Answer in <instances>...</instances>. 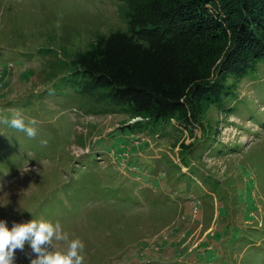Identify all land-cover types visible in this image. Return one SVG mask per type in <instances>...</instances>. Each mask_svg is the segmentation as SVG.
<instances>
[{"label":"rangeland","instance_id":"1","mask_svg":"<svg viewBox=\"0 0 264 264\" xmlns=\"http://www.w3.org/2000/svg\"><path fill=\"white\" fill-rule=\"evenodd\" d=\"M126 10L0 0V117L37 121L31 139L0 124V220L58 221L83 264H264V60L203 102L197 123L133 118L71 64L125 31ZM29 256L25 245L15 264Z\"/></svg>","mask_w":264,"mask_h":264},{"label":"trees","instance_id":"2","mask_svg":"<svg viewBox=\"0 0 264 264\" xmlns=\"http://www.w3.org/2000/svg\"><path fill=\"white\" fill-rule=\"evenodd\" d=\"M125 2L126 30L95 37L71 64L133 118L197 123L203 102L264 60V0Z\"/></svg>","mask_w":264,"mask_h":264},{"label":"clouds","instance_id":"3","mask_svg":"<svg viewBox=\"0 0 264 264\" xmlns=\"http://www.w3.org/2000/svg\"><path fill=\"white\" fill-rule=\"evenodd\" d=\"M35 119H28L19 112L14 111L11 118L0 117V124H4L16 131L23 132L28 138H35L37 130L34 125ZM43 146L47 145L42 140ZM66 241L67 251H55L53 240ZM25 245L31 249L32 256H29L30 264H83L84 257L81 255L84 249L79 239H68V234L62 232L60 223L55 224L49 221L31 220L28 223H13L11 229L7 222L0 220V264H15V252L23 251Z\"/></svg>","mask_w":264,"mask_h":264}]
</instances>
